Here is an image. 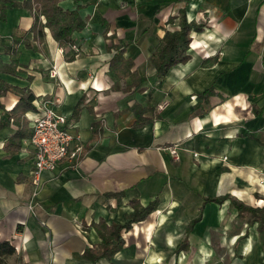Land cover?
<instances>
[{
    "label": "crops",
    "instance_id": "1",
    "mask_svg": "<svg viewBox=\"0 0 264 264\" xmlns=\"http://www.w3.org/2000/svg\"><path fill=\"white\" fill-rule=\"evenodd\" d=\"M59 4L87 19L72 34L76 54L47 28L43 41L33 39L26 9H8L0 22V59L18 63L0 80L34 96V109L16 121L8 111L20 93L0 98V240L15 249L7 264H92L84 251L101 244L93 224L127 223L131 201L156 208L122 231L111 259L93 264H264L257 222L229 199L215 200L264 206V0ZM182 10L206 25L190 33L188 61L156 79L152 57ZM116 53L121 60L110 64ZM133 71L146 78L140 90ZM56 97L53 108L83 150L34 184L25 142L37 103ZM142 109L149 122L134 127ZM24 119L30 135L11 139Z\"/></svg>",
    "mask_w": 264,
    "mask_h": 264
},
{
    "label": "trees",
    "instance_id": "2",
    "mask_svg": "<svg viewBox=\"0 0 264 264\" xmlns=\"http://www.w3.org/2000/svg\"><path fill=\"white\" fill-rule=\"evenodd\" d=\"M60 0H0V22L5 21L6 11L12 8L26 9L33 17L32 25L29 29L33 33V39L38 42L44 39V29L47 28L52 38L57 42L59 46L65 44H73L72 34L75 31H80L86 26V18H81L78 9H64L59 4ZM43 19V20H42ZM205 24L200 21H187L185 11H180L178 19V29L173 31H166L164 34V45L157 52L152 60L156 68V79H160L164 76L168 70L179 63H185L189 59L187 54L188 46L190 43V33L199 32L203 29ZM29 48V45H26ZM120 53H116L113 56L110 64H115L116 61L121 58ZM121 60V59H120ZM18 63L11 61L10 63H4L0 59V72L15 74V67ZM130 66V64H129ZM128 76L132 80L135 89L140 90V85L146 80L144 76H138L136 71L129 72ZM15 90L20 93V97L14 104L13 108L8 111L9 118L16 121L28 110H33L32 101L34 96L30 90L26 88H19L7 84L0 80V98L4 96L9 90ZM205 91L204 94H208ZM203 94V95H204ZM3 108L0 103V109ZM143 110H140V115L137 113V118L133 123L134 127L142 126L149 122V119L142 116ZM78 106L75 107L74 113H77ZM23 125L12 135L11 139H18L25 135H30V130L25 125L26 120H22ZM1 126V123H0ZM95 124H93V128ZM112 195V194H108ZM116 195V194H114ZM229 199L233 206L238 210L239 214L248 213L251 216V221L257 222V230L259 233L260 245L264 247V206L262 207H248L238 202L234 197L223 196L216 198L217 202H223ZM134 206V211L130 214V219L123 225L111 224L106 225L100 221L94 223L93 226L96 229L97 234L101 238V244L96 252L86 249L84 254L91 258L93 264L99 258L111 259L112 256L121 250L124 240L121 236L123 230H128L131 227V223L143 220L148 214L153 212L156 208V201L150 202L147 206L142 207L135 205V202L131 201ZM14 247L5 240H0V264H7V257L14 254Z\"/></svg>",
    "mask_w": 264,
    "mask_h": 264
},
{
    "label": "built area",
    "instance_id": "3",
    "mask_svg": "<svg viewBox=\"0 0 264 264\" xmlns=\"http://www.w3.org/2000/svg\"><path fill=\"white\" fill-rule=\"evenodd\" d=\"M200 22H206L202 16ZM70 48L76 54L78 48L71 44ZM54 72L50 76H54ZM61 99L56 97L51 100H42L37 103L41 112L32 120V132L30 138L25 142L33 159V167L30 171L31 181L38 184L40 176L45 171H53L59 162L64 159L71 161L77 159L83 150V146L78 134L68 131L69 122L65 115L56 112L54 105L59 104ZM167 104L163 99L158 105L157 110H162ZM176 155V149H170ZM31 203L29 208L33 207Z\"/></svg>",
    "mask_w": 264,
    "mask_h": 264
},
{
    "label": "rangeland",
    "instance_id": "4",
    "mask_svg": "<svg viewBox=\"0 0 264 264\" xmlns=\"http://www.w3.org/2000/svg\"><path fill=\"white\" fill-rule=\"evenodd\" d=\"M202 23H204V24L206 25V22H203V21H202Z\"/></svg>",
    "mask_w": 264,
    "mask_h": 264
}]
</instances>
